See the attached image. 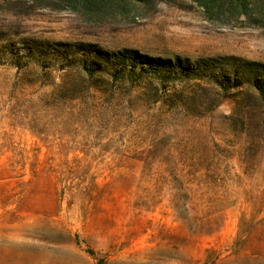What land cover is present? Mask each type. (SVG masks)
<instances>
[{
  "label": "rangeland",
  "instance_id": "obj_1",
  "mask_svg": "<svg viewBox=\"0 0 264 264\" xmlns=\"http://www.w3.org/2000/svg\"><path fill=\"white\" fill-rule=\"evenodd\" d=\"M150 1L0 0V196L39 198V264H264V130L174 102L195 62L264 65V17Z\"/></svg>",
  "mask_w": 264,
  "mask_h": 264
},
{
  "label": "trees",
  "instance_id": "obj_2",
  "mask_svg": "<svg viewBox=\"0 0 264 264\" xmlns=\"http://www.w3.org/2000/svg\"><path fill=\"white\" fill-rule=\"evenodd\" d=\"M68 2L73 12L87 13L101 7L118 6L126 10L129 6H145L150 0H56ZM107 4V5H104ZM196 6L204 13L214 16L226 14L239 17H264V0H195ZM251 14V15H250ZM171 69L176 63H169ZM177 66V67H176ZM185 75L195 78L187 97H175L176 106L182 109L195 108V118H203L206 112L218 108L223 102L233 103L229 118L233 129L242 134L248 130H264V65L245 62L233 57L215 58L195 62L193 68L183 69ZM119 72H121L119 70ZM117 76V75H115ZM154 102H157L155 100ZM173 102V101H171Z\"/></svg>",
  "mask_w": 264,
  "mask_h": 264
},
{
  "label": "crops",
  "instance_id": "obj_3",
  "mask_svg": "<svg viewBox=\"0 0 264 264\" xmlns=\"http://www.w3.org/2000/svg\"><path fill=\"white\" fill-rule=\"evenodd\" d=\"M24 194L5 201L0 196V264L40 263V200ZM47 223L44 217L45 228ZM43 242L45 253L51 250L49 247L54 252V242Z\"/></svg>",
  "mask_w": 264,
  "mask_h": 264
}]
</instances>
